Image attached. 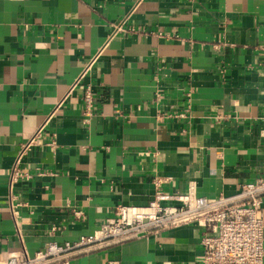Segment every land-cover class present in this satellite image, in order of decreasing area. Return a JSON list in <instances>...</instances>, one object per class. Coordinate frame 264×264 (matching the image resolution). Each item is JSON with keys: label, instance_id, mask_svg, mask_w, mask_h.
Wrapping results in <instances>:
<instances>
[{"label": "crops", "instance_id": "crops-1", "mask_svg": "<svg viewBox=\"0 0 264 264\" xmlns=\"http://www.w3.org/2000/svg\"><path fill=\"white\" fill-rule=\"evenodd\" d=\"M263 114L264 0H0V252L76 241L157 189L235 193L264 176ZM42 125L18 165L29 177L10 185ZM200 233L102 243L66 264H200Z\"/></svg>", "mask_w": 264, "mask_h": 264}, {"label": "built area", "instance_id": "built-area-1", "mask_svg": "<svg viewBox=\"0 0 264 264\" xmlns=\"http://www.w3.org/2000/svg\"><path fill=\"white\" fill-rule=\"evenodd\" d=\"M123 23L124 20L113 24L112 35L124 30ZM99 52L88 61L70 89L80 82ZM185 95L190 97V90ZM82 99L83 114L90 117L94 97L89 85L83 88ZM262 120L264 123V114ZM42 129L43 125L20 145L11 169L10 185L20 177H29L18 165L30 148L41 139ZM261 132L264 135V126ZM53 143L52 140L46 144ZM159 182V179L154 178L156 185ZM166 201L173 203L166 204ZM263 201L264 176L240 183L237 191L230 195L219 193L213 197H204L197 195L192 188L176 194L157 189L145 206L117 205L114 216L92 234L62 244L49 242L31 255L24 247L17 251H2L0 264H50L58 261L66 264L69 257L94 245L130 237L158 235L190 223L201 228L200 264H263Z\"/></svg>", "mask_w": 264, "mask_h": 264}]
</instances>
